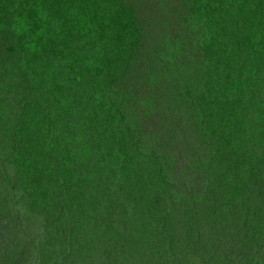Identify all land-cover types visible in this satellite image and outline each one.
<instances>
[{"label":"trees","instance_id":"obj_1","mask_svg":"<svg viewBox=\"0 0 264 264\" xmlns=\"http://www.w3.org/2000/svg\"><path fill=\"white\" fill-rule=\"evenodd\" d=\"M2 10L0 264H264V0Z\"/></svg>","mask_w":264,"mask_h":264},{"label":"clouds","instance_id":"obj_2","mask_svg":"<svg viewBox=\"0 0 264 264\" xmlns=\"http://www.w3.org/2000/svg\"><path fill=\"white\" fill-rule=\"evenodd\" d=\"M4 1L5 0H0V9H1V6H2V4H3ZM21 9H23V8H20V10ZM9 13H11L10 14L11 16L13 14H15V13H12V10H10L8 12L5 11V10H2V11H0V16H10ZM17 24H20V25H22L24 27H27L28 26V23L25 22V19H19L18 22H17ZM8 46H9V44H8ZM0 48H1L0 50L4 49V37H3L2 32H0ZM0 72H1V69H0Z\"/></svg>","mask_w":264,"mask_h":264},{"label":"rangeland","instance_id":"obj_3","mask_svg":"<svg viewBox=\"0 0 264 264\" xmlns=\"http://www.w3.org/2000/svg\"><path fill=\"white\" fill-rule=\"evenodd\" d=\"M152 48H153V46H149V47H148V51H151ZM188 226H189V225H188ZM188 226H185V229H186ZM203 232H204V233H207V226H204L203 231H201V232L198 234V238H199L200 241L203 240V239H201V238H202V233H203ZM203 238H204L203 243H207V242L209 241V239H208V237H207V234H206V236L203 237ZM85 257H86L87 260H89V261L87 262V264H89V263L91 264L90 260H93L91 254H90L89 252H85ZM98 259H99V258L97 257V259H96L95 261H96V262H99Z\"/></svg>","mask_w":264,"mask_h":264}]
</instances>
